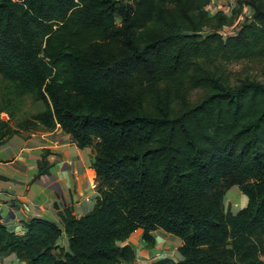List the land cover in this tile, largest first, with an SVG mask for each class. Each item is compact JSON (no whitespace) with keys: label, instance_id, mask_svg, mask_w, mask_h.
Masks as SVG:
<instances>
[{"label":"trees","instance_id":"16d2710c","mask_svg":"<svg viewBox=\"0 0 264 264\" xmlns=\"http://www.w3.org/2000/svg\"><path fill=\"white\" fill-rule=\"evenodd\" d=\"M211 3L0 0V113L11 117L12 92L43 105L24 124L0 120V146L58 125L92 148L97 192L86 215L64 208L58 224L30 219L21 235L0 219V257L132 264L118 242L142 230L150 248L160 229L182 244L150 264H264V83L228 72L264 60V0H238L229 16ZM244 7L250 16L223 36ZM232 187L246 199L235 214Z\"/></svg>","mask_w":264,"mask_h":264},{"label":"crops","instance_id":"0c3cea01","mask_svg":"<svg viewBox=\"0 0 264 264\" xmlns=\"http://www.w3.org/2000/svg\"><path fill=\"white\" fill-rule=\"evenodd\" d=\"M44 154L49 164L48 174L37 177L38 162ZM93 157L92 148H79L58 125L12 135L0 146L1 222L10 232L21 235L25 230L23 222L30 219L40 218L58 224V212L64 208H71L76 217L89 213L97 197L95 173L91 167ZM229 191L225 195V207L234 194L228 195ZM237 191L246 203L245 197ZM151 236L154 243L150 248L142 239V230L135 231L123 243L135 252L132 264L176 258L182 244L179 238L160 229L153 231ZM58 245L66 248V239L62 238ZM262 260L264 262V255ZM0 262L23 264L14 255L0 257Z\"/></svg>","mask_w":264,"mask_h":264},{"label":"rangeland","instance_id":"374dc122","mask_svg":"<svg viewBox=\"0 0 264 264\" xmlns=\"http://www.w3.org/2000/svg\"><path fill=\"white\" fill-rule=\"evenodd\" d=\"M224 2L223 1H213L208 9L212 10H224ZM227 16L230 15L229 11L226 9ZM250 11L248 8H243L241 11V14L238 16V18L233 22V24L229 27L222 29L223 36H228L230 33L234 32L238 26H240L245 19H247L250 16ZM228 72L230 74V78L233 82H238V80H242L244 78H249L252 80H256L257 82L264 83V60H258L254 62H248V61H241L235 64H232L228 68ZM5 83L0 80V89L3 91L5 90L4 87ZM0 92V105L3 101L4 103H7V99L3 97V94ZM201 96V92L194 91L192 93L191 99L196 100ZM10 97L13 99L10 103L9 109H7L11 115V117L6 114L5 112L0 113V120L7 121L9 120L11 126H15L17 124H24L25 120L31 118L35 114H38L43 110V105L41 101L34 100L29 95H19L17 93H11ZM5 108H8L7 105H5ZM38 130V129H36ZM35 130V131H36ZM26 132V131H18V133ZM34 132V131H32ZM238 188H232L228 195H232L231 199L227 203L226 209L229 210L231 213L236 212L237 210L243 208L245 206V201L243 197L240 196L238 193ZM228 192V191H227ZM227 195V196H228ZM239 196L237 201L235 198L236 196ZM243 196V195H242ZM235 199V200H234ZM234 201V202H231ZM234 204H237L236 206ZM126 241V240H125ZM124 241V242H125ZM124 242H118L119 246H123Z\"/></svg>","mask_w":264,"mask_h":264},{"label":"built area","instance_id":"2783aa9c","mask_svg":"<svg viewBox=\"0 0 264 264\" xmlns=\"http://www.w3.org/2000/svg\"><path fill=\"white\" fill-rule=\"evenodd\" d=\"M213 1H218V0H212V2ZM220 1H223L224 2V8H223L224 10H217V11H222L224 14H226V9L229 11V13H231L232 9L235 7L236 2L238 0H220ZM75 2H77V0H75ZM207 10H208V12L210 14H213V13L217 12L216 10H214L212 12V10H209L208 8H207ZM0 264H3V263L0 262Z\"/></svg>","mask_w":264,"mask_h":264}]
</instances>
